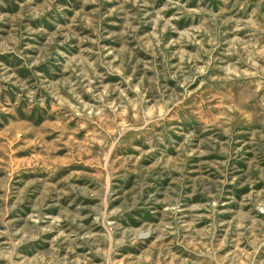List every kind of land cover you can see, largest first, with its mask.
I'll return each mask as SVG.
<instances>
[{"label": "rangeland", "instance_id": "rangeland-1", "mask_svg": "<svg viewBox=\"0 0 264 264\" xmlns=\"http://www.w3.org/2000/svg\"><path fill=\"white\" fill-rule=\"evenodd\" d=\"M0 264H264V0H0Z\"/></svg>", "mask_w": 264, "mask_h": 264}]
</instances>
